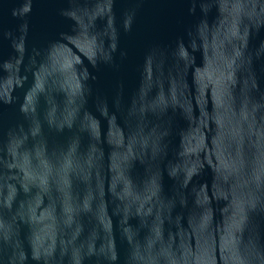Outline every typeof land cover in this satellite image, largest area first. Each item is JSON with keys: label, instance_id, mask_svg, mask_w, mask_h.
<instances>
[{"label": "water", "instance_id": "obj_1", "mask_svg": "<svg viewBox=\"0 0 264 264\" xmlns=\"http://www.w3.org/2000/svg\"><path fill=\"white\" fill-rule=\"evenodd\" d=\"M0 264H264V0H0Z\"/></svg>", "mask_w": 264, "mask_h": 264}]
</instances>
